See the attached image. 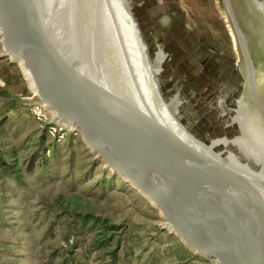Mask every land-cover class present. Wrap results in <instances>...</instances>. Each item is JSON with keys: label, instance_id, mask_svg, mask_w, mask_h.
I'll list each match as a JSON object with an SVG mask.
<instances>
[{"label": "water", "instance_id": "1", "mask_svg": "<svg viewBox=\"0 0 264 264\" xmlns=\"http://www.w3.org/2000/svg\"><path fill=\"white\" fill-rule=\"evenodd\" d=\"M63 3L0 0V54L22 60L34 81L35 89L30 85L32 92L22 102L41 104L49 123L81 136L107 169L159 209L163 228L195 254L214 264H264V144L253 142L259 152H250L237 142L243 119L253 124L264 118V0H222L243 85L231 108L237 128L225 124L218 132L226 135L217 139L190 126L193 122L182 116L184 101L179 93L164 94L159 74L158 100L169 104L178 98L175 115L190 132H179L126 97L116 77L104 72L94 19L88 24V15L82 20L76 9L72 16L69 0ZM136 23L154 63L145 31Z\"/></svg>", "mask_w": 264, "mask_h": 264}, {"label": "rangeland", "instance_id": "2", "mask_svg": "<svg viewBox=\"0 0 264 264\" xmlns=\"http://www.w3.org/2000/svg\"><path fill=\"white\" fill-rule=\"evenodd\" d=\"M129 2L151 59L165 54L161 90L179 93L190 126L209 139L225 136L218 130L227 123L237 128L231 108L243 80L222 0ZM31 92L20 65L0 54V264L215 263L163 228L159 209L81 136L62 126L65 141L56 144L22 102ZM84 214L102 222L80 229Z\"/></svg>", "mask_w": 264, "mask_h": 264}, {"label": "bare ground", "instance_id": "3", "mask_svg": "<svg viewBox=\"0 0 264 264\" xmlns=\"http://www.w3.org/2000/svg\"><path fill=\"white\" fill-rule=\"evenodd\" d=\"M63 1L65 0H59V4L63 5ZM71 1L69 0L72 16L76 9L77 16H80L82 20L88 15V24L90 19L96 22L97 28L94 32L100 38V53L102 55L105 53V58L101 61L108 68L104 72H111L116 77L119 81L118 88L126 95L128 94L126 97L145 105L179 132L187 133L188 129L180 125L175 115L179 111L181 101L174 98L171 103L167 104L158 100L160 92L156 77L160 73L165 54L159 50L154 63L148 60L146 46L141 40L138 25L130 14L128 0H73L75 1L73 4L70 3ZM17 62L30 85L35 89L33 78L23 61L18 60ZM262 94H264V85ZM170 107L175 111H172ZM248 112L250 109L247 110ZM243 120V136H240L237 142L250 152H259L258 147L253 148V142H257V146L264 144V118L257 122L254 120L253 124L248 117ZM251 133H255V138L250 136Z\"/></svg>", "mask_w": 264, "mask_h": 264}, {"label": "built area", "instance_id": "4", "mask_svg": "<svg viewBox=\"0 0 264 264\" xmlns=\"http://www.w3.org/2000/svg\"><path fill=\"white\" fill-rule=\"evenodd\" d=\"M32 110L42 130H47L55 139H65V134L67 133V131H65L64 128L57 123H49L50 115L44 106H42L41 104L33 105Z\"/></svg>", "mask_w": 264, "mask_h": 264}, {"label": "trees", "instance_id": "5", "mask_svg": "<svg viewBox=\"0 0 264 264\" xmlns=\"http://www.w3.org/2000/svg\"><path fill=\"white\" fill-rule=\"evenodd\" d=\"M47 135H48V132L47 130H43ZM53 141L56 143V144H62V142H64L65 140H58V139H55L53 138ZM61 141V142H60ZM51 154V150L50 149H47L46 152H45V155L44 157L46 158L47 155H50ZM92 220V228H96V226H99L100 225V222H102V220H100V217L99 216H96V215H93V214H84V215H81L79 217V219L75 222L76 224L79 223L81 224L80 226V229H84L86 224Z\"/></svg>", "mask_w": 264, "mask_h": 264}]
</instances>
